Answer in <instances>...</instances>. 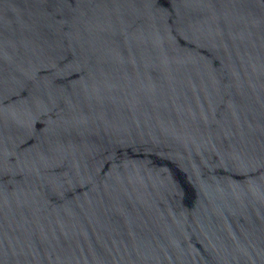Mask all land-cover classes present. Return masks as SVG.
I'll list each match as a JSON object with an SVG mask.
<instances>
[{
	"label": "water",
	"instance_id": "water-1",
	"mask_svg": "<svg viewBox=\"0 0 264 264\" xmlns=\"http://www.w3.org/2000/svg\"><path fill=\"white\" fill-rule=\"evenodd\" d=\"M0 264H264V0H0Z\"/></svg>",
	"mask_w": 264,
	"mask_h": 264
}]
</instances>
